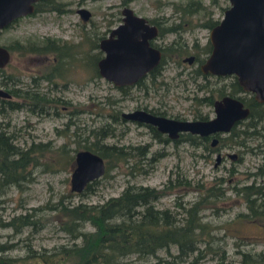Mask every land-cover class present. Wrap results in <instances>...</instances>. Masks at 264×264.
<instances>
[{"label":"rangeland","instance_id":"374dc122","mask_svg":"<svg viewBox=\"0 0 264 264\" xmlns=\"http://www.w3.org/2000/svg\"><path fill=\"white\" fill-rule=\"evenodd\" d=\"M120 2L121 0H46L42 2L43 5L48 4L53 10L32 12L0 29V45L10 47L8 61L0 68L3 76L7 74L16 80L14 88L19 90L33 88L31 79H34L36 87L33 89L48 98L57 97L60 100L56 107H35V110L43 113L30 112L26 108L28 106L0 113V122L7 124V131L14 136V142L19 147L23 148L30 143H48L47 151L39 158L46 168L41 164L30 170L29 181L23 182L21 191L10 186L0 194L2 221L12 215L32 212V208H41L33 211L39 219L35 230L23 227L19 233H13L9 228L0 227V243L8 246V249L0 253V264H41L27 259L28 253L49 252L59 244L70 243L66 234L58 229L63 218L54 211L42 209L44 205H54L57 201L63 204H100L109 197L117 196L128 185L146 186L162 192L153 202L155 208H166L181 220L184 216L182 209L195 200H200L203 189L211 185L215 178L214 186H218L217 179L224 181L219 185L220 189L225 190L224 195L216 200L208 197L197 213L203 222L212 227L211 248L200 245V256L195 260L190 256L178 264H219L221 261L238 260V251L264 252V219L236 217L245 213L246 209L241 198L230 189L232 186L248 184L252 179L255 184L261 181L262 177L253 174L258 167L264 169V132L263 137L245 140V146H219L216 151H207L200 146H190L184 141L156 142L150 138L144 126L132 122L111 123L112 134L105 137L103 142L116 146L147 143L146 157L154 151L162 152L163 156L149 167L144 162L141 163V170L134 169L136 162L132 158L116 165L110 163L108 169L95 179L91 192L81 196H75L69 190V174L73 162L67 163L63 168L53 163L54 150L65 143L66 152L73 155L78 149L75 141L80 138V142H83L81 139L89 134V130L106 125L108 116L114 111L120 114L137 106H145L157 108L164 116L174 119L189 120L203 114L209 118L212 116L211 106L198 104L197 99L207 96L214 99L218 89L224 92L228 90L230 77L220 80L213 77L204 79L194 75V61H181L188 55H195L200 60L206 54L203 47L207 42L208 28L197 25V22L206 19L200 10L182 15V21H179V25L183 27L179 31L182 42L180 41V46L176 43L177 47L170 52L172 58L165 57L162 61V68L153 79V84L146 79L143 81L145 89L130 86L125 95H120L109 82L94 77L93 69L85 66V62H91L88 55L96 54L98 58L100 53L97 48L91 49V43H97V37L106 23L118 14L123 6ZM193 2L209 10L208 18L212 20L217 19L221 14L220 8L227 5V0H214L213 4L210 0H125L124 5L144 18L173 16L170 19L178 22L179 8H174L192 5ZM79 8L89 12L87 20L79 18L76 12ZM113 23L117 21L113 20ZM175 36L176 33L168 34L164 39H176ZM43 39L57 44H77L75 49L71 45L70 50L80 51L79 55L73 56L72 61L66 60L68 64L65 63L61 69V78H53L50 82L38 80L37 77L47 71L51 55L21 54L17 49L19 46L26 47L29 42H42ZM52 81L55 83L54 88ZM0 88L3 89L2 86ZM9 99L21 102L15 98ZM110 100L117 101L110 103ZM216 154L219 159L215 163ZM228 155L234 157L230 158ZM50 164L52 165L49 167ZM167 179L172 180V186L165 189L163 184ZM197 186H202L203 189L199 190ZM91 229L87 224L83 227V230ZM169 252L174 253V249L171 247ZM157 254L168 258L163 250H159ZM130 259L131 264H148L133 257ZM73 262L67 260L59 264H74Z\"/></svg>","mask_w":264,"mask_h":264},{"label":"trees","instance_id":"16d2710c","mask_svg":"<svg viewBox=\"0 0 264 264\" xmlns=\"http://www.w3.org/2000/svg\"><path fill=\"white\" fill-rule=\"evenodd\" d=\"M43 1V0H42ZM46 1V0H45ZM123 5L125 0H121ZM189 12H195L204 9L199 3L185 4L184 7ZM47 9L53 10L48 4L42 7L37 3L33 7V12ZM57 12L58 9H56ZM110 21H108L109 23ZM213 22H205L201 27L209 28ZM206 25V26H205ZM173 30V28H171ZM26 44V43H25ZM73 45V44H71ZM71 45L57 44L48 39L39 43H27L26 47L19 46L17 49L19 53L24 54H50L57 60L61 58H71L74 55H79L80 51L70 50ZM8 52L10 47L4 46ZM74 49L77 44L73 45ZM97 48L96 43H91V49ZM181 48V47H179ZM209 44L203 47V52L208 53ZM170 52H173L171 50ZM164 52L158 65H161L165 59ZM91 62H85V66L92 67L95 70L94 62L97 58L96 54L88 55ZM198 61H201L198 60ZM199 74L198 70H195ZM1 76L0 86L5 90L11 98L20 100L16 102L11 99L0 98V113L5 111H13L21 107H26L30 112H40L35 110L38 105H46L50 98L46 97L41 92L33 89L35 86L34 79L33 88H25L19 90L14 88L15 81L9 75L3 76V70L0 69ZM97 77L96 74H94ZM210 76V75H208ZM206 76H202L205 79ZM211 77V76H210ZM230 77L231 82L227 85L228 90L224 92L218 89L216 98L223 95L237 97L244 106L248 109L247 116L237 121L227 133L216 134L217 142L214 147L209 146V141L206 137H199L184 133L180 135L178 140L173 142L184 141L190 146H200L207 151H216L218 147L245 146V140L263 137L264 132V102L258 103L252 99V96L241 94L239 86L236 84L235 78L232 75L216 76V79ZM40 80V76L37 77ZM41 79L50 80L51 76H42ZM153 79H149L153 84ZM138 88H146L141 81L136 82ZM226 87V86H225ZM120 95L126 94L125 87L115 88ZM212 97L207 96L197 99L198 104L210 105ZM117 100H110L116 102ZM56 102V101H55ZM40 109L39 107H36ZM109 117L108 123L104 126L96 127V129L89 130V134L81 140L77 139V150L84 149L93 152L100 156L104 163V171L108 169V164L123 163L132 158L136 162L135 170H141V163H145L148 167L163 156L162 152H151L148 157V144L137 146H116L103 142V139L112 134L111 123H118L122 120L119 114L114 111ZM206 117L198 116V119H205ZM70 122V121H69ZM7 124L0 122V194L8 187L13 186L21 191L24 183L29 181L30 170L40 166L42 163L39 160L43 152L47 151L48 143H30L21 148L14 142V136L7 131ZM156 133V134H155ZM154 140L159 143H167L168 139L161 134L154 131ZM90 140H87L89 139ZM65 143L60 145L53 151V163L61 165L63 168L67 163L73 162V155L66 152ZM75 150V149H74ZM139 163L140 165H137ZM46 168L45 164H42ZM52 164L49 165V167ZM140 166V167H139ZM264 169L257 168L253 175L262 177L261 181L254 182L252 179L250 183L243 184L238 187H231L234 194L241 198L245 206L246 212L237 215L238 218L264 219ZM216 178L205 189L202 186H197L199 190L203 189V197L200 200H195L189 206L183 208L184 216L181 220L172 215L166 208H155L153 202L161 196V190H156L146 186L128 185L124 187L117 196L109 197L100 204H85V203H70L63 204L57 201L54 205H44L42 207L58 213L63 220L59 222L58 229L66 234L69 244H59L49 250V252H34L30 251L27 259L34 263L41 264H59L67 260H73L74 264H131L134 259L148 262V264H178L186 258L192 256L195 260L200 256L201 246L211 248L213 235L211 234L212 227L201 220L197 214L203 202L208 197L216 200L224 195V189H220L224 181ZM172 180L167 179L163 184V188L167 189L172 186ZM24 182V183H23ZM96 180L86 183L81 192L74 193L75 196H81L85 193H90L92 185ZM209 202V201H208ZM32 212H24L12 215L6 221L0 220L1 228H9L13 233H19L23 227H29L33 230L39 224V219L35 212L41 208H32ZM89 225L92 229L83 230L84 225ZM201 245V246H200ZM8 246L5 243H0V253L5 251ZM174 249V253H170V248ZM159 250H163L169 258H163L157 254ZM238 260L236 261H221L219 264H264V252H250L238 251ZM151 259V260H149Z\"/></svg>","mask_w":264,"mask_h":264},{"label":"water","instance_id":"95a60500","mask_svg":"<svg viewBox=\"0 0 264 264\" xmlns=\"http://www.w3.org/2000/svg\"><path fill=\"white\" fill-rule=\"evenodd\" d=\"M37 0H0V29L17 18L32 13ZM221 20L208 31L209 53L199 65L202 74L232 75L242 93L251 94L255 102H264V0H228ZM82 21L89 16L83 8L77 9ZM122 22L110 35L99 40L97 46L103 56L97 60L100 78L113 86L133 84L159 61V52L147 46L140 29L145 20L133 15L131 10H120ZM8 50L0 45V68L8 61ZM190 57H187V61ZM10 95L0 88V98ZM213 116L206 120H174L151 115L141 110L121 112L120 118L154 126L174 139L179 132L205 137L211 135L210 146L217 142L215 134H224L244 119L248 109L237 97L223 95L212 103ZM233 158L234 155H228ZM219 155L215 156V163ZM104 171L103 160L97 154L80 149L73 153V168L69 174V190L81 192L86 183L99 178Z\"/></svg>","mask_w":264,"mask_h":264},{"label":"flooded vegetation","instance_id":"af4514ba","mask_svg":"<svg viewBox=\"0 0 264 264\" xmlns=\"http://www.w3.org/2000/svg\"><path fill=\"white\" fill-rule=\"evenodd\" d=\"M43 1H45V0H43ZM43 1L42 0H37L35 3H33L32 8L37 3L41 6L43 4L42 3ZM210 1H211L212 4L214 3V0H210ZM123 7H126V6L123 5L120 8V10ZM228 7H229V1L227 0V5L220 8V10H221L220 16L217 19H213V20L211 18H208V14L210 13L209 10H207L205 8L203 10L200 9V11H203V13H202L203 14V18L205 16L206 17L205 20H208L209 22H213L212 25L208 28V31H209V29L212 26H214L215 24H217L221 20V18L223 16L224 10L227 9ZM120 10L118 11V14L116 13L117 15L114 18L110 19V22L109 23H106V26L104 27V30L102 31V33L100 34V36L97 37L98 41H97L96 45L98 44L99 40L104 39V38H107L109 35H110L111 38H115V35L114 34H111V31L114 28H116L119 24H121V22H122V15L120 13ZM131 12H132L133 15L140 16V15H137V13H135L132 10H131ZM178 12H179L178 13V16L179 17L177 18V21L178 22H174V20H171L173 18V16H171V17H167V16L166 17L157 16V17H154V18H144V17L140 16V17H142L145 20V23H146L145 25L146 26H144V28L140 29L139 36L145 38V41H146L148 47H151L153 49H156L159 52V61H160V59H161V57H162V55H163L164 52L166 53L165 54L166 57L172 58L170 56V51L171 50H175V48L177 46H180V41H181V36L179 34V31H182V28L183 27H181L179 25V21H182V15H188L190 13H193V12H189L186 8H183V9L181 8L180 10H178ZM88 18H89V16L87 17V19ZM113 20H116L117 23H113ZM205 20L202 21V22H200V23L197 22V25L198 24L201 25L202 23L204 24L205 22H208V21H205ZM171 28H173V30H171ZM175 33H176V36L175 37H177L176 38L177 40L175 38H173L171 40H168V41H166L164 39L165 36H167L168 34H175ZM178 40H179V42H178ZM176 43H177V46H176ZM207 43H208V41H207ZM97 49H98V46H97ZM209 50H210V46H209ZM98 51L100 53V56L95 59V62H94L95 70L93 71V74H96L97 77H99V75L97 73L96 62H97L98 59H100L103 56L102 52L99 49H98ZM208 53H209V51H208ZM208 53L205 54V56L201 59V61H198L196 59L195 55L194 56L193 55L185 56V57H183L181 59V61L182 62L185 61L187 63L194 61V63L196 64L195 69H194V73H198L195 70H198L199 71V68L198 67L202 63V61L204 60V58L207 56ZM187 57H190V60L189 61H187ZM173 58L175 59L176 58V55ZM66 60L67 61H69V60L72 61L73 60V56L71 58H68V57L61 58L60 60H57L56 58H54L53 56H51L50 57V60H49L50 65L47 68V71L44 72L40 76V80H44V81H47V82L49 81L50 82L53 78H61V71H62L61 69H63L65 63L68 64V62ZM159 61H158V63H159ZM158 63L154 67H152L149 71L145 72L139 79H137V81L139 80V81H141V83H143V81L146 80V79L149 80L151 78H155L156 76H158V74L160 72V69L162 68V66L161 65H158ZM196 75H198L200 77L206 76L205 78L210 77V76L213 77V78L216 77V76L210 75V74H202L200 71H199V74H196ZM208 75H210V76H208ZM42 76H49V77L51 76V79L50 80L41 79ZM93 76L95 77V75H93ZM137 81H135L133 84H130V85H127V86H119V87H125L126 89H128V88H130V86H136V82ZM16 82L17 81H15V84H16ZM52 86H53V88L55 87V83L53 81H52ZM111 86L114 89L115 88H118L117 86H113L112 84H111ZM241 94H246V93H242L241 92ZM250 95L251 94H247V96H250ZM220 97H222V96H220ZM233 97H235V96H233ZM203 98L206 99V97H203ZM219 98L212 99V102L210 104L211 110H212V103H213V101L216 100V99H219ZM59 101H60L59 98H57V97H51L50 100H49V102H47L46 106L47 107H50V106L51 107H56V105H57V103ZM61 103H63V102H61ZM244 107H246V106H244ZM132 110H141V111L147 112V113H149L151 115L161 116V117H165V118H168V119H174V118H169V117L164 116V114H163L162 111L158 110L157 108H153V107L137 106V107L133 108ZM132 110H130V111H132ZM202 116L203 117H206V118L205 119H198V116H195V117H192L189 120H206V119H209V118H211L213 116V111H212V116L209 117V118L205 114H203ZM174 120H186V119H174ZM127 121L128 120H124V122H127ZM128 122H132V121H128ZM132 123L138 124L139 126H144L146 128V130L149 132L150 138H152L153 140H154V135L156 134V133L154 134V131L157 132V133H159V134H161L162 136L166 137L168 139V142L169 141H172L173 142L174 140H178L179 137H180V135H182L184 133H187V132H179V133H177V136L174 139H170V138L167 137L166 134H162V133L158 132L154 128V126H151V125L145 124V123H139V122L138 123L137 122H132ZM205 137L210 142L212 136L211 135H208V136H205Z\"/></svg>","mask_w":264,"mask_h":264}]
</instances>
